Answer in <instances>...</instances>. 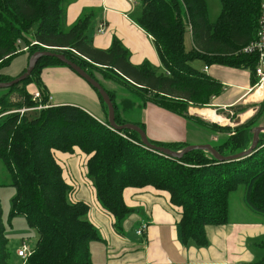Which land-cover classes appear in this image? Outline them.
Listing matches in <instances>:
<instances>
[{"label": "trees", "instance_id": "trees-1", "mask_svg": "<svg viewBox=\"0 0 264 264\" xmlns=\"http://www.w3.org/2000/svg\"><path fill=\"white\" fill-rule=\"evenodd\" d=\"M70 1L0 0V70L20 55L28 54L30 61L37 52L52 48L50 51L63 54L101 85L96 72L107 80L115 77L142 93L145 105L151 103L182 117H188L186 104L209 107L224 89L222 83L194 68V61H202L206 67L249 70L252 86L259 83L255 57L241 51L257 36L262 0H221L222 10L215 24L210 22L206 0H138L141 15L137 24L153 38L163 73L148 62L133 65L130 52L117 39L108 50L94 48L88 37L91 14L66 31V7ZM188 32L194 43L190 51L185 45ZM24 48L28 51L19 52ZM55 67L67 66L58 59L43 58L26 81L9 90L33 84L35 91L42 94V104H48L50 94L41 73ZM108 70L114 77L104 74ZM16 78L0 74L1 83ZM23 90L19 102L0 100V114L15 111L0 118V165L7 175L0 188L16 190L10 218L24 217L39 235L33 254L24 264H93L91 244L101 241L98 230L87 219L90 206L70 200L74 189L63 179L55 152L73 153L79 148L89 156L88 177L102 209L114 217L118 230L132 213L124 201L127 188L153 187L169 193L171 204L181 210L183 241L199 247L208 245L206 227L228 223L231 196L241 187L245 188L249 209L264 218V141L251 157L236 162L220 163L204 151L175 159L146 148L136 132L113 129L108 107L95 89L105 121L72 105L21 115L18 110L39 105L32 101L31 93ZM105 90L114 103L116 123L128 124L119 114L114 93ZM241 113L242 110L235 112ZM263 114L264 106L258 115L234 128L230 136L217 144L209 143L223 156L248 150L258 127L257 118ZM150 142L174 152L188 146ZM6 232L0 199V264H10L11 259ZM260 247L264 253V242ZM254 264H264V255Z\"/></svg>", "mask_w": 264, "mask_h": 264}, {"label": "crops", "instance_id": "crops-1", "mask_svg": "<svg viewBox=\"0 0 264 264\" xmlns=\"http://www.w3.org/2000/svg\"><path fill=\"white\" fill-rule=\"evenodd\" d=\"M87 14L92 16L88 37L94 48L108 50L117 39L130 52L133 65L140 66L148 62L159 73L164 72L153 38L137 24L141 15L138 0H71L66 7V31ZM103 25L105 31L99 33ZM188 33L193 48V37L191 32ZM28 57V54L16 57L0 74L18 77L28 67ZM205 68L202 72L224 87L221 95L213 98L209 106L212 111H229L232 116H236L238 125L244 124L247 118L250 120L247 116L249 111L257 109L254 117L260 113L264 106V84L252 86L249 70L220 65L210 66L207 70ZM41 78L50 94L51 106H78L97 120L105 121V112L97 92L73 70L68 67L45 68ZM35 88L32 84L28 90L34 92ZM107 90L112 91L110 88ZM114 95L117 100L118 95ZM2 96L0 93V98ZM117 105L121 118L131 124L141 125L149 141L191 146L210 144L216 140L196 124L198 126L195 128L209 141L191 142L190 130L195 124L151 103L145 105L135 101L133 106L129 104V109L119 102ZM137 108L143 109L140 118L136 115ZM236 110H242V113L236 115ZM127 116H130V120ZM219 120L212 122L218 123ZM257 124L258 127H264V114L257 118ZM55 157L61 165L63 179L74 189L70 200L90 206L87 219L100 234L101 241L92 243L90 248L93 264H254L263 258L260 244L264 242V220L249 209L245 198L230 199L228 223L206 227L208 245L199 247L194 242L183 241L179 226L181 210L171 204L169 193L159 192L153 187L127 188L124 201L132 213L123 223L122 229L118 230L114 226V217L102 209L94 186L92 188L84 183L86 176L79 166L81 161L87 167L89 156L76 148L73 153L55 152ZM86 174L88 176L87 169ZM236 206L238 208H233ZM143 223L148 224L147 231L143 236H138L137 230ZM129 232L134 236L128 238Z\"/></svg>", "mask_w": 264, "mask_h": 264}, {"label": "rangeland", "instance_id": "rangeland-1", "mask_svg": "<svg viewBox=\"0 0 264 264\" xmlns=\"http://www.w3.org/2000/svg\"><path fill=\"white\" fill-rule=\"evenodd\" d=\"M207 5H208V10H209V19L210 22L212 24H215L221 14V0H206ZM186 47L187 50L190 51L192 48V42H191V37L189 35V33L186 34ZM192 66L196 69H198L199 71H202L204 69V67L206 66L204 64V62L202 61H194L192 63ZM100 71H105L104 69H99ZM1 71V70H0ZM104 74H107L109 76L114 77L113 73L108 70L107 72H105ZM97 79L101 82H104V86H106L107 89H112L111 93L113 95V93L118 95L117 100L115 99V103L117 104L118 102L121 103L123 106H125L126 108H130L129 104L136 102H139V104L144 103L143 102V95L140 92H136L132 87H128L124 82H122L121 80L117 79V78H112L114 80H107L104 78L103 75H100L98 72L95 73ZM112 81V82H111ZM110 82V83H108ZM112 83V84H111ZM18 88V89H17ZM13 90H0V93L3 94L2 96V101L5 102H9V103H15V102H19V100H21V92H23L24 88L26 89V91L30 94L32 91L28 90V88H30V85H28L26 87V85H22L19 86ZM115 97V96H114ZM45 104H43L44 106ZM187 106V116L189 118H191V120L188 117H184L187 120H189V122L191 124L193 123H197L200 126V129L205 130L206 132L210 133L211 135L213 134V136L216 138L215 142L216 144L221 141L222 139L227 138L228 136H230L234 131L233 129L240 126L238 125L239 122H237L236 120V116L235 115H231L229 111H212L213 109L208 107V106H194L193 104H186ZM27 109H37V110H32L31 112H29L30 115H36L39 114L40 112H42L41 110L44 109H40L39 107H24ZM127 109V110H128ZM2 111V109L0 108V112ZM203 112H209L210 113V117L207 116V114H203ZM11 113H15L14 110H11L9 112H5L0 114V118L3 116H8ZM143 113V109L137 108L136 109V115L138 118L141 117V114ZM217 113V115H216ZM28 114V113H27ZM192 116H195V119L192 118ZM219 117L223 118L225 120V123H221V121H219L218 123H214L212 121H218ZM127 118L130 120V116H127ZM248 118L247 121L248 122ZM245 122V123H246ZM227 124V125H226ZM194 125V124H193ZM238 125V126H236ZM242 125V124H241ZM196 124L194 126L191 127L190 130V135H191V142H207L209 140H207L206 138H204L202 136V132H199L196 128H195ZM198 126V125H197ZM196 126V127H197ZM234 126V127H233ZM230 127V128H229ZM261 141H264V135H262L261 137ZM212 142V141H211ZM200 144V143H199ZM213 145V144H210ZM227 154H230V152H227ZM85 156V155H82ZM86 157V156H85ZM80 160V158H78V161ZM63 167L66 169L65 164L63 165ZM79 168L81 169L82 173H84V176H86V180L84 179V183L87 184L88 186H91L93 188V183L91 181V179H89V177L86 174V164L85 162L81 163L80 161V166ZM7 180V175L6 172L3 168L2 165H0V184L3 183V181ZM245 188L241 187L237 192L233 193L231 198H245ZM74 193H72L73 195ZM16 195V190L12 187H3L0 188V199H1V206H2V212H3V223L5 226V229L7 231V238L9 239V244H8V251L11 254V259H10V264H24V260H22L21 258L18 257L17 252L19 248H22L24 242L25 245L29 248L30 251H34L37 243L39 241V235L37 234V232L33 229H31L28 224L27 221L24 217L22 216H17L14 218H10L11 216V212H12V204H13V199L15 198ZM72 195L70 196V198L72 197ZM233 208H238L233 207ZM264 220V218H263ZM135 233V232H134ZM134 234L131 232H129L128 234V238L133 237ZM25 240V241H23Z\"/></svg>", "mask_w": 264, "mask_h": 264}, {"label": "water", "instance_id": "water-1", "mask_svg": "<svg viewBox=\"0 0 264 264\" xmlns=\"http://www.w3.org/2000/svg\"><path fill=\"white\" fill-rule=\"evenodd\" d=\"M47 49H49V51H40V52H37L36 54H34L32 56V58L29 61V65H28L26 72L24 74H22L20 77L14 79L11 82H5V83L0 82V90L10 89V88H12L16 85H19V84L23 83L24 81H26L32 75V73L34 72L35 68L37 67V65L41 59H43V58H55V59H58L59 61H61L63 64H65L71 70H73L76 74H78L81 78H83L90 86H92L95 90L98 91V93L100 94L104 103L108 107V120H109L110 126L113 129L120 131V132L125 131V130L136 132L140 136L141 141L146 148L153 150L159 154L169 156V157H172L175 159H182L185 155H187L193 151H204V152L210 153L213 156V158L215 160L219 161L220 163H231V162H236V161L244 160L246 158L251 157L259 147V144L261 141V136L264 133V127L263 126H259V127L255 128V130L253 132V142H252L251 147L248 150H246L242 153L236 154V155H232V156L221 155L210 144L187 146L179 152H174L168 148L153 145L149 141L146 132L140 126H137V125L131 124V123H128V124L123 125V126H119L116 123V109H115L114 103H113L110 95L108 94V92L105 90V88L98 81L93 79L81 67H79L78 65L69 61L63 54H58V53L50 51V50H54L52 48H47ZM256 113H257V109H253L247 113V116L250 119H252Z\"/></svg>", "mask_w": 264, "mask_h": 264}, {"label": "built area", "instance_id": "built-area-1", "mask_svg": "<svg viewBox=\"0 0 264 264\" xmlns=\"http://www.w3.org/2000/svg\"><path fill=\"white\" fill-rule=\"evenodd\" d=\"M105 31L104 25L100 27L99 33H103ZM20 44V42H19ZM22 51H28V48H24L22 50H19V52ZM243 55H248V56H254L256 59V76L259 79V83L263 84L264 83V0H262V6H261V17L259 21V28L257 32V36L255 40H253L250 44H248L246 47H244L241 51ZM206 70L208 67L205 68ZM258 83V84H259ZM32 95V101L35 103H39L38 107L40 109H48L52 107L50 105V102L48 104H45L43 106L42 104V94L39 91L31 92ZM32 110H37V109H27V108H22L18 110L21 115H24L25 113L31 112ZM148 224L143 223L137 230V235L138 236H143L145 232L147 231ZM34 251H30L29 248L25 245V243L22 246V249L17 252V255L19 258L22 260L27 261L28 258L33 254Z\"/></svg>", "mask_w": 264, "mask_h": 264}, {"label": "bare ground", "instance_id": "bare-ground-1", "mask_svg": "<svg viewBox=\"0 0 264 264\" xmlns=\"http://www.w3.org/2000/svg\"><path fill=\"white\" fill-rule=\"evenodd\" d=\"M203 114H205V115L207 114V116L210 117V113L209 112H203ZM216 115H217V113H216ZM219 119H220L219 121H221V123H223V122L225 123V120L223 118L219 117Z\"/></svg>", "mask_w": 264, "mask_h": 264}]
</instances>
